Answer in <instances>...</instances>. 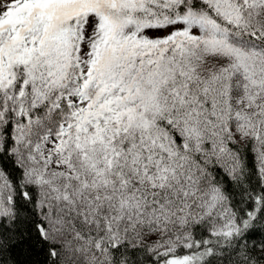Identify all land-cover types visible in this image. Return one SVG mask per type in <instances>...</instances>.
<instances>
[{
    "label": "snow or ice",
    "instance_id": "snow-or-ice-1",
    "mask_svg": "<svg viewBox=\"0 0 264 264\" xmlns=\"http://www.w3.org/2000/svg\"><path fill=\"white\" fill-rule=\"evenodd\" d=\"M18 251L264 264V0H0V264Z\"/></svg>",
    "mask_w": 264,
    "mask_h": 264
},
{
    "label": "trees",
    "instance_id": "trees-1",
    "mask_svg": "<svg viewBox=\"0 0 264 264\" xmlns=\"http://www.w3.org/2000/svg\"><path fill=\"white\" fill-rule=\"evenodd\" d=\"M253 183H255V180H253ZM16 255L19 260L28 261L29 264H32L33 261L42 260V257L38 252H32L31 254H29L23 251H18Z\"/></svg>",
    "mask_w": 264,
    "mask_h": 264
}]
</instances>
